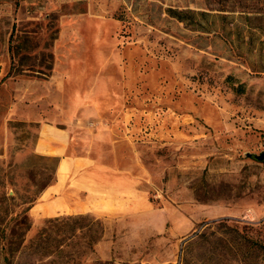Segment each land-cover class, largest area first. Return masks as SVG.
I'll list each match as a JSON object with an SVG mask.
<instances>
[{
    "label": "rangeland",
    "instance_id": "374dc122",
    "mask_svg": "<svg viewBox=\"0 0 264 264\" xmlns=\"http://www.w3.org/2000/svg\"><path fill=\"white\" fill-rule=\"evenodd\" d=\"M219 7L0 0V212L25 210L0 264H264V18ZM42 123L79 160L63 204L91 209L39 210Z\"/></svg>",
    "mask_w": 264,
    "mask_h": 264
},
{
    "label": "crops",
    "instance_id": "0c3cea01",
    "mask_svg": "<svg viewBox=\"0 0 264 264\" xmlns=\"http://www.w3.org/2000/svg\"><path fill=\"white\" fill-rule=\"evenodd\" d=\"M69 143L70 136L67 130L49 123L41 124L38 148L41 151L43 150L45 154L59 157L57 168L59 172H57L56 180L54 183L47 186L42 192L41 197L50 200L38 204L39 210L41 211L58 212V209H60L65 212H82L91 209L80 202L74 205L63 204L67 202L68 198L65 192V178L62 172H60V168L73 170L79 163L77 158L65 156ZM66 208H68V210Z\"/></svg>",
    "mask_w": 264,
    "mask_h": 264
},
{
    "label": "trees",
    "instance_id": "16d2710c",
    "mask_svg": "<svg viewBox=\"0 0 264 264\" xmlns=\"http://www.w3.org/2000/svg\"><path fill=\"white\" fill-rule=\"evenodd\" d=\"M220 7L219 10L225 11L228 10H237L244 15L245 19L248 21H251L254 18H264V0H219ZM168 12L171 16L176 17L180 21L186 20L187 14H191L193 11L190 10H175V9H168ZM201 14H204L203 12ZM226 17L227 15H223V17ZM258 27V26H257ZM13 33H11L10 38H12ZM9 44V51H11V67L7 74L0 80L3 81L8 76H10V73L12 72L13 68L16 64V58L14 51H12V48ZM4 213L1 214L0 212V243H1V249L6 251L4 254V261L5 263L9 261V254H8V248L7 243H13L15 244L16 249L20 248L23 244L24 237L23 232L19 233L18 236L15 238V240H9L8 239V228L11 223L14 226H17L19 224L25 223V210L22 211H16L15 213H9L5 209L3 211ZM14 233V228L12 229ZM43 235L39 234L37 239H45L48 240L47 237L41 238ZM97 237H91L89 241L87 242L88 246L91 245V243L98 239ZM43 241V240H42ZM255 247L264 249V244L253 242Z\"/></svg>",
    "mask_w": 264,
    "mask_h": 264
},
{
    "label": "water",
    "instance_id": "95a60500",
    "mask_svg": "<svg viewBox=\"0 0 264 264\" xmlns=\"http://www.w3.org/2000/svg\"><path fill=\"white\" fill-rule=\"evenodd\" d=\"M245 156L255 159L256 161H259V162H264V150L258 153L247 151L245 152Z\"/></svg>",
    "mask_w": 264,
    "mask_h": 264
}]
</instances>
